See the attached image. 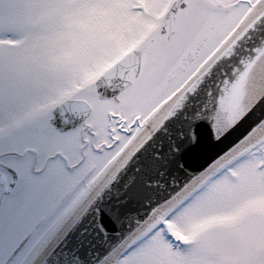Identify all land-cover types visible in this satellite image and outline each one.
Listing matches in <instances>:
<instances>
[{"label":"snow or ice","instance_id":"1","mask_svg":"<svg viewBox=\"0 0 264 264\" xmlns=\"http://www.w3.org/2000/svg\"><path fill=\"white\" fill-rule=\"evenodd\" d=\"M0 264H264V0H0Z\"/></svg>","mask_w":264,"mask_h":264}]
</instances>
